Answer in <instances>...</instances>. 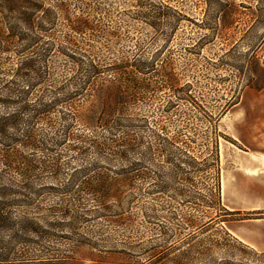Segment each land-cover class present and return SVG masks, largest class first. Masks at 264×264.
<instances>
[{
  "label": "rangeland",
  "instance_id": "374dc122",
  "mask_svg": "<svg viewBox=\"0 0 264 264\" xmlns=\"http://www.w3.org/2000/svg\"><path fill=\"white\" fill-rule=\"evenodd\" d=\"M32 4L39 7L33 11ZM158 8L164 15L154 28L149 16ZM21 9L33 14L35 32L50 46L48 74L36 89L48 87V101L73 88L68 80L78 66L67 55L69 42L76 55L84 52L82 58L100 65L138 57L170 68L174 90L155 72L143 76L151 89L131 104L132 125L123 130L143 141L141 149L154 141L149 128L161 126L199 161L211 162L216 150L220 204L238 213L220 215L207 206L208 178L201 172L188 186L165 174L164 192L152 191L147 180L137 183L136 199L119 220V211L97 213L86 195L63 196L50 185L72 168L96 163L116 170L134 156L108 161L76 154L59 140L64 104H58L48 124L34 126L37 147L17 145L19 167L28 158L36 164L27 185L21 171L9 172L23 194L14 216L20 226L36 222L41 235L24 232L28 252L0 264H153V247L166 259L176 255L179 264H264V0H22ZM66 16L87 17L92 28L73 32ZM42 160L54 162V170ZM164 160L155 154L145 164L151 179L155 163L168 171ZM180 188L185 194H175Z\"/></svg>",
  "mask_w": 264,
  "mask_h": 264
},
{
  "label": "trees",
  "instance_id": "16d2710c",
  "mask_svg": "<svg viewBox=\"0 0 264 264\" xmlns=\"http://www.w3.org/2000/svg\"><path fill=\"white\" fill-rule=\"evenodd\" d=\"M21 6L22 0L0 2V263H7L13 257L28 252L24 249V245L29 242L24 232L41 235L36 222L28 221L20 226V220L14 216L12 208L17 202L23 201L20 199L23 194H20V186L9 172L21 171L27 185V174L36 164L28 158L23 168H20L17 145L31 149L37 147L34 126L41 120L48 124L47 115L58 104H64L59 115V140L68 141L76 154L89 151L108 161H125L130 154L134 156L128 166H120L116 170L103 168L96 163L90 167L72 168L59 185H50L58 188L63 196L71 195L76 200L86 195L94 202L97 213L119 211L115 213L116 220H119L123 210L136 199L139 190L135 187L137 183L143 184L147 180L152 191L164 192L169 187L162 180L165 174L188 186L193 174L201 172L207 173L208 178L205 189L207 206L221 211L220 215L238 213L226 210L220 204L216 150H211L212 154L215 152L211 162H207L206 157L199 161L177 142L176 136L169 137L160 132L161 126L149 128L154 141L141 149L143 141L123 130L132 125L130 122L134 117L130 112L131 104L151 89L143 76L155 72L167 88L174 90L175 77L170 68L158 66L155 60L138 57L118 58L100 65L91 58H82L84 52L76 55L72 48L73 42H69L67 55L78 66L76 73L68 80L73 88L61 97L52 95L53 98L48 101L45 99L48 87L41 88L40 92L36 89L43 84L48 74L50 46L48 43L42 44L35 32L38 25L33 14L22 10ZM38 7L37 4L31 5L33 11ZM163 15L162 10L154 9L149 16V24L156 28ZM44 16L49 19L50 13L46 12ZM66 20L73 32L92 28V21L84 16L75 19L66 16ZM18 24H23L24 30L20 31ZM51 93L56 94L54 90ZM141 120L147 121L145 117H141ZM155 154L164 155L168 171L155 163L156 171L151 179L145 164L154 163ZM41 164L52 169L55 167L54 162L47 164L42 160ZM174 191L175 194H185V188ZM74 217L68 224H73ZM49 225L56 224L50 222ZM159 252L155 247L150 251L149 257L153 264H165L167 261L179 264L176 255L166 259Z\"/></svg>",
  "mask_w": 264,
  "mask_h": 264
}]
</instances>
